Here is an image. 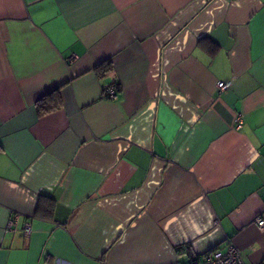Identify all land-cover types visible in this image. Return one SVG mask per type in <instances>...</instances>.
<instances>
[{
	"label": "crops",
	"instance_id": "obj_1",
	"mask_svg": "<svg viewBox=\"0 0 264 264\" xmlns=\"http://www.w3.org/2000/svg\"><path fill=\"white\" fill-rule=\"evenodd\" d=\"M258 216L264 0H0V264H264Z\"/></svg>",
	"mask_w": 264,
	"mask_h": 264
},
{
	"label": "built area",
	"instance_id": "obj_2",
	"mask_svg": "<svg viewBox=\"0 0 264 264\" xmlns=\"http://www.w3.org/2000/svg\"><path fill=\"white\" fill-rule=\"evenodd\" d=\"M219 89H224L226 83L220 81L217 83ZM108 98H115L117 93L116 85H110L106 89ZM243 114L238 112L235 116V127L240 128L242 125ZM16 215H13L8 223L10 229L16 225ZM255 225L259 229H264V217L258 216L254 219ZM26 233L30 232V224H26L24 228ZM189 264H246L240 249L232 242H229L225 248H215L204 254L191 258Z\"/></svg>",
	"mask_w": 264,
	"mask_h": 264
},
{
	"label": "trees",
	"instance_id": "obj_3",
	"mask_svg": "<svg viewBox=\"0 0 264 264\" xmlns=\"http://www.w3.org/2000/svg\"><path fill=\"white\" fill-rule=\"evenodd\" d=\"M103 63L104 62H102L100 64H97L95 66V69L98 70L101 73L106 72L109 69V67H110L109 63H106V64L105 63L103 64ZM40 107H41L42 111H47V110L51 109V108L47 107L45 102L43 103V105H40ZM186 248H187L186 246H181L179 249H184L185 250Z\"/></svg>",
	"mask_w": 264,
	"mask_h": 264
}]
</instances>
